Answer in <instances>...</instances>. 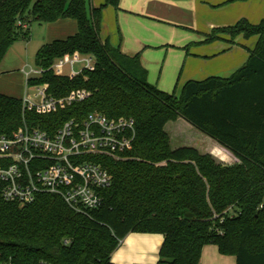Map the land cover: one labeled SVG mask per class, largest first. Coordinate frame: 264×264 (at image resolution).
I'll return each instance as SVG.
<instances>
[{"label": "trees", "instance_id": "trees-1", "mask_svg": "<svg viewBox=\"0 0 264 264\" xmlns=\"http://www.w3.org/2000/svg\"><path fill=\"white\" fill-rule=\"evenodd\" d=\"M120 4L0 0V64L15 43L30 40V24L61 20L75 21L77 33L43 45L36 66L50 69L76 53L96 62L93 71L75 79L49 71L31 81L57 98L78 90L89 93L85 102L58 113L23 115L20 99L0 94V137L13 136L24 117L54 133L65 121H82L96 112L134 120L136 130L122 159L103 158L113 184L101 193L103 205L96 211L74 212L50 194L22 207L6 202L0 189V263L115 264L113 255L128 235L152 234L164 237L157 264H201L210 245L235 257L236 264H264V20L252 25L242 19L206 35L207 43L225 35L258 42L232 76L189 81L177 97L149 82L142 53L126 55L102 38L105 10L119 11ZM178 119L239 162L224 166L191 147L172 149L166 126Z\"/></svg>", "mask_w": 264, "mask_h": 264}, {"label": "rangeland", "instance_id": "rangeland-1", "mask_svg": "<svg viewBox=\"0 0 264 264\" xmlns=\"http://www.w3.org/2000/svg\"><path fill=\"white\" fill-rule=\"evenodd\" d=\"M96 2L93 0V4H97ZM127 2L128 11L117 12L112 7L105 10L102 37H110L117 43L119 31L122 48L129 49L134 54L142 53V63L148 71L150 83L167 93L175 92L177 97L181 96L183 86L189 80H203L210 76L226 77L230 67L234 69L239 66L238 71L245 64V61H242L235 66L230 62L231 58H227L228 56L212 59L194 56V54H212L219 52L225 46L228 47V43L221 40L207 43L206 34H211L214 28L235 25L243 18L253 25H258L264 20V0H128ZM87 8L90 16V1ZM51 27L48 24H30V40L18 42L13 47L14 54L18 53L21 56L18 62H24L32 68L36 67V52L53 33ZM202 37L204 39H200ZM225 37L230 38L226 35ZM257 42V38L244 41L247 48H242L241 51L254 50ZM11 51L5 58L8 56L13 62L16 57L14 58ZM56 71L66 74L69 69L57 68ZM14 89L15 93H18L16 85ZM166 132L172 149L191 147L202 155L211 156L218 164L224 166L239 162L217 142L184 119L170 122L166 126ZM125 239L120 242L118 250L125 246ZM211 249L216 250V254L218 253L224 264L235 262L232 256L219 254L217 247L211 246ZM203 257L207 264H216V259L208 253V250L204 252ZM157 259L159 261V257Z\"/></svg>", "mask_w": 264, "mask_h": 264}, {"label": "built area", "instance_id": "built-area-1", "mask_svg": "<svg viewBox=\"0 0 264 264\" xmlns=\"http://www.w3.org/2000/svg\"><path fill=\"white\" fill-rule=\"evenodd\" d=\"M18 26L27 28L22 22ZM96 62L79 53L55 61L50 69L36 66L25 74L26 93L23 115L40 111L55 114L85 102L89 93L73 91L57 98L45 85H31L52 71L57 76L78 78L93 71ZM57 68H68L66 74ZM136 137L134 120L110 119L102 113H91L84 120L65 121L50 133L39 125H30L25 117L13 136L0 137V189L6 202L20 206L33 204L38 196L60 197L74 212L90 213L103 205L101 193L113 184L103 158L122 159ZM1 264V263H0Z\"/></svg>", "mask_w": 264, "mask_h": 264}, {"label": "crops", "instance_id": "crops-1", "mask_svg": "<svg viewBox=\"0 0 264 264\" xmlns=\"http://www.w3.org/2000/svg\"><path fill=\"white\" fill-rule=\"evenodd\" d=\"M96 1H97L96 2L97 4H94L95 6H100L101 4H103V0H96ZM127 1L128 0H121L119 11H124V10L128 11L127 10V7H128ZM119 11H117V12H119ZM104 18H105V15H104ZM243 19H246V18H243ZM63 24H64V26H63ZM48 25L52 26L51 30H53V33L51 34V36H49V38L47 39V42H43L45 44L51 43L54 40H65L68 37L75 35L78 31L77 23L73 20H61V21H58L56 23L48 24ZM231 26H234V25L225 26V27H231ZM214 29H216V28H214ZM218 29H220V28H218ZM117 33L119 36V41L117 43L115 41H112L110 37H102V38L104 40L108 39L112 43V45H114L115 47L121 46L122 52L126 55L134 56V55L140 53V52H138V53L134 54V52H132L131 50L122 48V38H121L120 32L118 31ZM202 36H205V35L202 34ZM200 39H204V38L202 37ZM221 41L227 42L228 47L225 46L224 48H221L222 50H220L219 52H213L212 54H202V55L194 54V56H197L198 58H203V59H210V58L212 59V58H217V57L226 58L228 56L227 58H229V59L231 58L230 62L232 64L234 63L235 66L238 63L240 64L242 61H245V63L247 62L250 54H249V51L248 52L241 51L242 48L246 47L244 44V41L246 42V40L242 36L238 37L234 41H231V39L228 37H224L223 40H221ZM19 42H22V41H19ZM15 44L13 45V47L15 46ZM45 44H42V45L40 44L41 46H39L38 50ZM13 47L10 49V51L12 50L11 52L14 54ZM249 49L250 48H248V50ZM38 50H37V52H38ZM37 52H36V54H37ZM13 56H14V58L16 57L15 61L11 62L9 60V57L7 56L3 60V62L0 64V94L7 95L10 97H14V98L21 100L24 98L25 93H26L24 72L27 69H29L30 66L27 64H24V62H21V61L18 62V60L21 59V56H19L18 53H15ZM35 57H36V55H35ZM244 59H246V60H244ZM238 67L239 66H236V68H234V69L230 67L229 68L230 70L228 72V76H226V77H222V76H210V77L229 78L230 76H232L237 71ZM203 80H205V79H203ZM189 81H202V80L195 79V80H189ZM15 85L18 88V90H17L18 93H15V89H14ZM19 93H21V94H19ZM220 147L225 149L222 146H220ZM225 150L228 151L227 149H225ZM229 153L232 154L231 152H229ZM234 158H235V160L238 161V159H236L235 156H234ZM136 236L134 234H130L126 237L125 246L121 247L120 250L117 249L115 251V253L113 255V262L116 264H157L158 263L157 258L159 257V252H160V248L164 242V237L161 235H152V234H136ZM211 246H213V245L206 246L203 250V254H204V252H207V250H208V253L216 259V264H224V261L223 260L221 261L220 257H218V253L216 254V250L211 249ZM208 248H210V249H208ZM203 254H202L201 264H207L205 262V260L203 259L204 258ZM215 256H217V257H215ZM226 257H230V256H226ZM232 258L235 260V262L232 261V262H230V264H236V258L233 256H232Z\"/></svg>", "mask_w": 264, "mask_h": 264}]
</instances>
